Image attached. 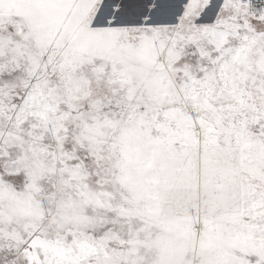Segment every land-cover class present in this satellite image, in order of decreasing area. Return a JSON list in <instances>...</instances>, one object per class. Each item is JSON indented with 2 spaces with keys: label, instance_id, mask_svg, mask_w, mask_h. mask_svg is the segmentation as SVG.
I'll use <instances>...</instances> for the list:
<instances>
[{
  "label": "snow or ice",
  "instance_id": "1",
  "mask_svg": "<svg viewBox=\"0 0 264 264\" xmlns=\"http://www.w3.org/2000/svg\"><path fill=\"white\" fill-rule=\"evenodd\" d=\"M0 264H264V0H0Z\"/></svg>",
  "mask_w": 264,
  "mask_h": 264
}]
</instances>
